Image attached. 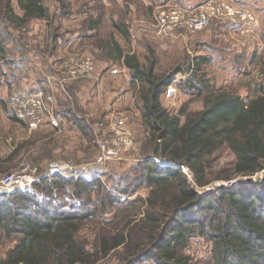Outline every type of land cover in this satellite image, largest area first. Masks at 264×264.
Listing matches in <instances>:
<instances>
[{
  "label": "rangeland",
  "instance_id": "rangeland-1",
  "mask_svg": "<svg viewBox=\"0 0 264 264\" xmlns=\"http://www.w3.org/2000/svg\"><path fill=\"white\" fill-rule=\"evenodd\" d=\"M155 1L42 0L46 16L29 18L25 23L10 22L0 13V46L4 49L0 53V156L5 160L0 178L10 173H29V168L37 169L39 180L53 178L46 175L49 163H70L73 172L55 177L89 183L87 195L75 196L68 184L47 200L51 206L60 205L64 213L86 215L78 222L75 236L92 254L98 251L101 236L142 216L150 188L142 183L134 189V181L141 176L139 162L145 156L156 160L143 150L147 133L140 115L141 84L132 82L130 74L112 59L106 47L111 36L117 35L124 52L135 54L142 64L154 59L155 74L177 72L159 101L170 114H182L181 121L185 113L204 107L202 96L187 92L183 84L195 58L204 59L200 68L215 91L234 92L248 100L264 81V0H191L190 6L182 0L184 7L233 3L245 10L243 13L250 12L254 21L211 18L198 33L181 30L174 36L155 31L148 11ZM11 7L15 14L23 15L17 0L11 1ZM132 19L150 21L151 32L135 23L131 28ZM122 23L130 30L129 39L121 37L117 25ZM111 69L118 71L111 73ZM169 86L174 93L167 97ZM34 90L53 97L54 114L61 119L60 131L42 125L30 130L15 116L13 97ZM118 114L127 118L132 145L119 156L101 162L98 142L116 137L110 124ZM213 157L214 170H221V175L231 179L213 181L201 188L204 191L240 179L232 175L234 157L229 150L221 147ZM182 170L188 173L186 167ZM32 192L42 197L39 189ZM87 198L91 200L86 206H77ZM18 238L0 235V258ZM211 250L210 240L193 237L185 252L198 264H213ZM122 251L118 248L106 255L101 253L93 264H123Z\"/></svg>",
  "mask_w": 264,
  "mask_h": 264
},
{
  "label": "trees",
  "instance_id": "trees-1",
  "mask_svg": "<svg viewBox=\"0 0 264 264\" xmlns=\"http://www.w3.org/2000/svg\"><path fill=\"white\" fill-rule=\"evenodd\" d=\"M11 1L0 0V13L10 22L46 16L42 0H17L22 16L14 13ZM117 27L128 37L127 27ZM106 47L115 61L122 58L131 81L141 84L140 115L147 133L143 150L156 158L145 156L139 162L142 173L134 181V189L142 183L150 188L142 216L101 236L99 249L92 254L75 236L86 215L64 213L47 200L68 184L75 196L87 195L89 183L42 177L32 188L42 197L32 189L0 192V235H19L0 264H93L99 254L118 248L123 249V264L143 260L198 264L185 252L193 237L212 242L213 264H264V81L248 100L234 92L215 91L200 68L204 59L195 58L183 84L187 92L202 96L204 107L185 113L181 121L182 114H170L159 101L176 71L157 75L154 59L142 64L113 39ZM221 147L233 155L232 175L240 179L201 190L213 181L231 179L214 170L213 155ZM88 200L77 206H86Z\"/></svg>",
  "mask_w": 264,
  "mask_h": 264
},
{
  "label": "built area",
  "instance_id": "built-area-1",
  "mask_svg": "<svg viewBox=\"0 0 264 264\" xmlns=\"http://www.w3.org/2000/svg\"><path fill=\"white\" fill-rule=\"evenodd\" d=\"M237 5L233 3H211L207 2L198 7H184L177 2L159 3L153 10V27L160 34L174 36L185 30L191 34L204 30L209 25L211 18L216 19H241L247 23L254 21V16L243 13ZM117 69H111V73H116ZM174 90L169 86L166 91L169 97ZM14 100V113L17 119L24 122L30 130L37 129L44 122L48 121L53 128L60 126L61 119L54 114L55 106L53 97L45 95L42 90L30 91L26 94L18 93ZM112 131L116 135L110 140H100L98 142L100 156L99 161L117 157L123 149L132 145L129 137L127 118L124 114L113 117L111 124ZM73 166L68 162L55 161L48 164L47 177L73 172ZM36 168H29V173H10L0 178V191L12 193L18 190H30L39 180L36 175Z\"/></svg>",
  "mask_w": 264,
  "mask_h": 264
},
{
  "label": "crops",
  "instance_id": "crops-1",
  "mask_svg": "<svg viewBox=\"0 0 264 264\" xmlns=\"http://www.w3.org/2000/svg\"><path fill=\"white\" fill-rule=\"evenodd\" d=\"M189 1H191V0H183V2H185V3H183L182 0H158L157 3H156V1H155L154 4H149L150 6L148 7V11H151V13H153V10H154V8L156 7V5L159 4V3H162V2H167V3L177 2V3L180 4V5H181V3H183V4H185L186 6H190L191 4H188ZM151 5H152V6H151ZM154 5H155V6H154ZM153 6H154V7H153ZM142 11H143V10H142ZM144 11H145V10H144ZM144 15H145V14H144ZM145 16H146V15H145ZM148 16H149V15H148ZM148 22H150V21H143V20H134V19H132V22H130V23H132L130 27L132 28L133 25H134V23H135L136 26L141 25L142 27H145L147 30H149V31L151 32V29L149 28V27H150V24H149ZM125 23H126V24H129V21H126ZM147 23H148V24H147ZM122 24H123V23H122ZM123 25H125V24H123ZM126 27H127V26H126ZM127 29H128V33H129L130 30H129L128 27H127ZM129 35H130V34H129ZM129 35H128V37H123V36L121 35V37H122V38H125V39H129ZM111 38H112L113 40H116L118 43L120 42V41L118 40V38H117V35H114V34H113V36H111ZM112 59H113V57H112ZM115 62H119V65L122 66L123 69H125V70L127 71V73L129 74V70H128L127 67H125V65L123 64L122 58H121L120 60L115 61ZM41 127H43V128H51V129H55V130H57V131H60V130H61V124H60L59 127H57V128H53V127L49 124L48 121L44 122V124H43ZM41 127H40V128H41ZM4 163H5V160L2 159V157L0 156V165H4ZM2 168H3V167H2ZM2 168H1V170H2Z\"/></svg>",
  "mask_w": 264,
  "mask_h": 264
}]
</instances>
